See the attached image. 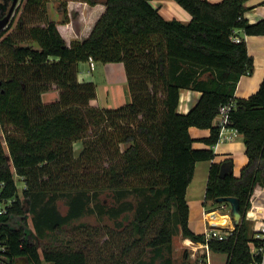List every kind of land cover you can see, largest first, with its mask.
I'll list each match as a JSON object with an SVG mask.
<instances>
[{"label":"trees","instance_id":"obj_1","mask_svg":"<svg viewBox=\"0 0 264 264\" xmlns=\"http://www.w3.org/2000/svg\"><path fill=\"white\" fill-rule=\"evenodd\" d=\"M49 1L20 0L0 30V201L5 204L0 213V264H15L17 258L26 264H87V247L42 241L48 232L84 213L83 192L91 185L76 176L77 192L63 214L54 193L43 199L44 181L39 176L47 173L59 180L80 166L87 168L93 186L117 188L119 193L128 188L131 177L154 176L148 198L137 203L130 222L123 224L126 206L111 212L122 215L117 224L128 229L127 237L118 252L100 259L157 264L163 258L162 264H172L176 232L203 240L202 233L189 227L185 193L195 162L215 156L211 147L193 146L189 127L209 128L203 140L217 142L219 129L213 118L219 105L231 100L235 105L230 123L243 135L247 161L239 175L229 171L224 176L219 175L221 162L212 161L203 202L213 209L226 203L217 196H237L242 219L226 239H210L208 244L226 253L225 264L259 259L250 252V242L260 240L253 237L255 227L245 213L264 189V78L248 97L234 95L239 77L251 71L253 60L245 40L235 41L233 36L237 29L264 34V17L249 21L244 16L247 0H176L192 16L187 23L164 18L150 0H56L63 18L55 20L47 12ZM89 56L94 61L124 62L129 102L112 108L91 101L96 97L95 82L77 76V63ZM49 80L56 83L59 95L44 101ZM181 88L200 91L186 112L178 110ZM141 113L135 130L115 133L112 126L119 120L133 124ZM138 136L156 144L158 153L142 156ZM75 141L82 144L77 154ZM98 145L104 151L115 146L118 158L93 172L86 161L91 153L93 161L101 152ZM15 175L24 180L20 190Z\"/></svg>","mask_w":264,"mask_h":264},{"label":"rangeland","instance_id":"obj_2","mask_svg":"<svg viewBox=\"0 0 264 264\" xmlns=\"http://www.w3.org/2000/svg\"><path fill=\"white\" fill-rule=\"evenodd\" d=\"M10 1L11 0H0V9L6 4L9 5ZM19 1L20 0H17V4ZM14 11L15 9L13 10L12 16L14 15ZM47 12L51 19L60 20L63 18L62 10L57 7L56 0H50L47 3ZM103 64L104 62L98 61L96 67L92 68L91 71L97 78L102 77L107 79L106 74H108V72L105 70ZM111 65H113L114 69L109 72V76L115 77L119 73L123 64L121 62L113 61ZM47 85L48 87L45 91L48 92L46 93V96L44 95L45 100H47V98L53 97V94L51 93H56L55 96L57 97L59 95V89L56 86V83L52 80H49ZM150 85L151 84H148V86ZM54 88H56V91L51 92V89ZM94 103L97 104V102ZM144 113V117L148 118L150 116V112L147 109H145ZM141 116L142 113L137 116V119L133 121V124H130L132 122L127 119L121 121L119 120V122L114 124L112 128L115 133L117 131L120 133L124 130H135L136 123H138V120ZM32 117L35 119L37 117V111L34 108H32ZM88 137L89 132L87 131L86 138ZM138 141L142 156L145 157L149 155H156L158 153V148L155 146L156 144L147 142L144 136H138ZM119 145L122 146V144H118L117 146ZM81 147L82 144L80 142L76 144L74 149L75 154L79 152ZM98 147L101 148V152L96 154L93 161L92 157H94V153H91V158L87 159L86 161L88 165L91 164L94 168L93 172L96 168L107 166L110 161L118 158V154L115 153V146H112L110 150L105 148V151L100 145H98ZM95 172L100 171L97 170ZM62 176V179L59 180L53 177L49 178L51 176H49L47 173L39 176V179L44 181L41 186L43 188V199H47L49 195L54 193L56 197L54 201L55 205L61 213H66L69 208L71 196L77 192V189L74 186L75 178L77 176V179H82L87 185H91L89 186L91 188L86 189L85 192H83L84 197L87 200L86 209L80 217L64 224L56 231L48 232L42 239L44 242L43 245L55 243L57 246H68L73 248H78L83 245L84 248L87 247V249H89L87 253V264H111L108 261H104V258L100 259V255L108 256L112 251L115 253L118 252L119 245L122 244V240H124V238L126 239V231H128V229L124 228L123 225L117 224V221L122 219V215H112L111 212L122 205L126 206L127 209L123 216V218L126 217V219L123 220V224L126 225L128 222H130V220L136 215L135 207L137 203L145 198H148V193L150 192L149 185L151 180L154 179V176L143 174L129 178V183L127 184L128 188H126V190H124L122 193H119L117 188H105L99 184L93 186V182L91 181L92 176L87 173V168H83L81 166L76 170H74V168H70L69 171L64 173ZM14 177L20 190L24 185V180L18 175H15ZM154 230L155 229L153 227L152 233H154ZM177 233L178 232H176L173 237L172 252L170 255L173 257L172 264H183V262L186 261L183 259L184 248H180L178 250L179 253H177L176 256L174 254ZM108 234H110V236ZM130 238H127V241H129ZM210 252L213 264H225L226 254L224 252L213 249L210 250ZM166 254L168 255V253ZM162 262L163 258H159L157 260V264H162ZM17 264H26V261L25 259L18 258ZM43 264L52 263L43 261ZM185 264L205 263L195 262L191 258H188V261Z\"/></svg>","mask_w":264,"mask_h":264},{"label":"crops","instance_id":"obj_3","mask_svg":"<svg viewBox=\"0 0 264 264\" xmlns=\"http://www.w3.org/2000/svg\"><path fill=\"white\" fill-rule=\"evenodd\" d=\"M150 3L156 7L159 13L166 19L175 18L181 22L187 23L192 17L190 12L181 6L176 0H150ZM245 4L247 8L244 10V16L249 21H256L264 17V0H247ZM235 34L245 40L247 51L252 56L253 60V67L251 71L242 74L235 86L234 95L236 97L242 98L248 97L250 94L255 92L259 87L262 78H264V34H247L241 29L235 30ZM97 62L98 61H94V66L92 68L96 67ZM112 62L113 61L104 62L103 64L105 70L108 72V74H106L107 79L102 77L97 78L93 75L89 59L85 61H79L77 63V76L80 81L89 79L95 82L96 97L91 100L93 103L97 102V104L100 106L113 108L120 104L129 102L131 99V94L124 62L116 61L121 62L123 66L115 77L109 76V72L114 69L113 65H111ZM51 90V92H55L56 88ZM47 92L48 91L42 92V99L44 101ZM51 94H53V97L47 98L46 101L53 100L54 97L56 98V93ZM179 95L178 110L181 112H186L196 102L200 95V91L191 88H181ZM189 131L194 137V147H211L215 153L213 159H200L195 162L193 176L187 185L185 193V198L189 208V227L195 233H202L207 226L217 225V218L219 216H216L215 214L221 213L218 207L207 209V205L203 202L210 163L212 161L221 162L225 159H231L232 172L235 175H239L242 165L247 161V156L245 154V144L242 133H238L235 138L231 140H218L213 144H208L203 140V138L209 135V128L190 126ZM78 143V141L73 143L74 149ZM253 200L259 203H264V189H262ZM248 220L250 221L251 225L255 227V222L250 219ZM231 225L233 224L229 223V226ZM189 240H191V238L182 235L181 232L178 231L177 240L174 246V254L176 256L177 253H179L178 250L180 248H184V252L187 254L186 262L188 261V258H191L195 262H199L188 254L186 243ZM17 260L18 258L15 260V264H17ZM201 263L213 264L211 252L209 253V261Z\"/></svg>","mask_w":264,"mask_h":264},{"label":"built area","instance_id":"obj_4","mask_svg":"<svg viewBox=\"0 0 264 264\" xmlns=\"http://www.w3.org/2000/svg\"><path fill=\"white\" fill-rule=\"evenodd\" d=\"M235 41H240L241 37L234 35ZM90 67L94 66V60L92 56L88 57ZM235 103L233 100L222 103L219 105L218 110L213 118V123L219 129L218 140H231L240 133L236 127L231 125L230 112L234 107ZM217 140V141H218ZM10 203V200L7 201ZM5 204L0 201V213L4 211ZM220 209L219 217L217 218L220 226H207L203 234V240H189L187 244L188 254L195 258L199 262H208L209 253L211 248L209 247L208 240L210 239H226L233 231L234 225H224L227 219L230 218L231 212L227 203L218 206ZM228 209V211H227ZM245 216L247 219L255 222V229L253 237L260 240L259 244H255L253 241L250 242V252L253 255H260L259 259L253 258L248 264H264V203H259L252 200L250 206L247 208ZM231 264V263H228Z\"/></svg>","mask_w":264,"mask_h":264},{"label":"water","instance_id":"obj_5","mask_svg":"<svg viewBox=\"0 0 264 264\" xmlns=\"http://www.w3.org/2000/svg\"><path fill=\"white\" fill-rule=\"evenodd\" d=\"M17 4V0H11L8 8L6 9L4 15L0 16V30L6 26V24L10 21V18L12 16L13 10L15 9V6ZM232 171V161L231 159H225L221 161L220 163V169H219V175L224 176L227 172ZM217 201H223L229 204L231 216L230 219H228L224 225H229V223H232L233 225L238 224L242 219V213L240 211V204L239 199L237 196L234 195H220L216 197ZM216 216H219V213L215 214ZM217 226H220L219 223H217Z\"/></svg>","mask_w":264,"mask_h":264}]
</instances>
